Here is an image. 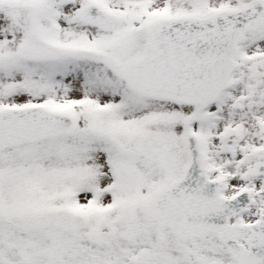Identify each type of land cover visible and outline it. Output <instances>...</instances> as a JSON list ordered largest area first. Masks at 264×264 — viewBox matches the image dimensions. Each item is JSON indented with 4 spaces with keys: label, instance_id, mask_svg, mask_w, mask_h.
Masks as SVG:
<instances>
[{
    "label": "snow or ice",
    "instance_id": "6c2138e0",
    "mask_svg": "<svg viewBox=\"0 0 264 264\" xmlns=\"http://www.w3.org/2000/svg\"><path fill=\"white\" fill-rule=\"evenodd\" d=\"M0 264H264V0H0Z\"/></svg>",
    "mask_w": 264,
    "mask_h": 264
}]
</instances>
